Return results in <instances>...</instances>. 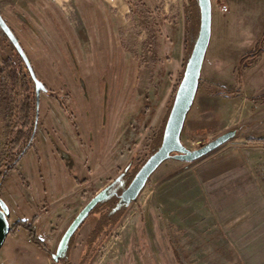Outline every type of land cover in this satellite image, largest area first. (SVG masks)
<instances>
[{"label": "rangeland", "instance_id": "rangeland-1", "mask_svg": "<svg viewBox=\"0 0 264 264\" xmlns=\"http://www.w3.org/2000/svg\"><path fill=\"white\" fill-rule=\"evenodd\" d=\"M113 2L0 0L2 17L47 89L33 145L6 176L0 197L11 226L37 219L48 249L20 228L6 237L0 264H264V0H210V41L181 131L190 150L232 129L235 137L195 161H164L137 198L119 208L111 230L93 238L119 197L87 217L67 259H52L86 203L126 172L112 188L120 195L158 149L191 52L185 24L191 13L198 21L194 2L122 0L123 12ZM7 59L21 87L15 95L0 80V174L11 164L21 105L34 94L0 31V70ZM246 143L251 149L241 151ZM235 150L249 163L250 184L237 189L229 179L219 189L211 184L215 171L200 178L201 166Z\"/></svg>", "mask_w": 264, "mask_h": 264}, {"label": "water", "instance_id": "water-1", "mask_svg": "<svg viewBox=\"0 0 264 264\" xmlns=\"http://www.w3.org/2000/svg\"><path fill=\"white\" fill-rule=\"evenodd\" d=\"M197 4L200 13L198 32L193 41L190 55L185 63L182 78L175 91L172 106L163 129L161 144L140 167L129 185L122 190L118 196L119 202L113 211L118 210L122 206H128L131 202H133L144 188L151 174L164 161L170 158L183 162L195 161L214 151L228 140L235 137L237 133L236 129L226 131L210 142L193 150L187 149L181 142V131L186 115L193 104L198 89L201 69L211 35V2L210 0H197ZM0 30L15 48L34 83L35 120L37 122L40 93L46 92L47 89L44 84L37 79L29 58L24 52L13 31L3 19L1 13ZM123 175V173L120 174L114 182L96 193L75 216L60 238L55 254L52 255V259L55 262L66 256L70 238L89 216L94 207L99 203L105 202L112 195L116 194V191L112 190V188L114 184L123 177ZM9 215L10 211L6 202L0 197V249L10 232L11 225L9 222Z\"/></svg>", "mask_w": 264, "mask_h": 264}, {"label": "trees", "instance_id": "trees-1", "mask_svg": "<svg viewBox=\"0 0 264 264\" xmlns=\"http://www.w3.org/2000/svg\"><path fill=\"white\" fill-rule=\"evenodd\" d=\"M189 1L191 3L194 2L195 5H196L197 20H198L197 23H195L196 24L195 25L193 20H192V18H193L192 13L186 19L185 30H186V34H187V39L185 41V49L189 48V52H190L191 47H192V43H193V41H194V39H195V37L197 35V32H198L200 13H199L197 0H189ZM193 25H195V27H193ZM3 38L5 40H7V38L5 36H3ZM258 50H260V49H258ZM250 55H253V54H250ZM16 57H17V60H18V63H19L18 64L19 67L21 69L25 68V65H24L23 61L21 60V58L19 57V55L17 53H16ZM244 57L245 56L242 57L241 62L244 59ZM17 69L18 68L14 64V62L11 61L10 59H7V60L3 61L2 69L0 70V80H3V81L4 80H8V82H10V84L12 86L13 91L15 92V95H17V92H16L17 90L16 89L21 87V84H20L21 80L19 79V73H18ZM28 74L29 73L27 71V76H29L27 79L31 80L30 79V75H28ZM21 106H22L21 110H20L21 116L18 117V120H17V122L20 124V127L18 128V125L16 123L13 125V129H17V133L15 135V139L12 140V148H11L12 152H11V154L9 156V159H10L9 161H10L11 164H9L8 170L6 172L0 174V189H1L2 184H3L4 180L6 179V176L8 175V173L11 170L15 169V166L20 161L22 156L33 145V142H34V139H35V136H36L37 122L35 120V94L32 95L31 99L28 100V98H27V100H25ZM167 117H166V120H167ZM166 120H165V123H166ZM163 129H164V127H163ZM162 134H163V130L160 131V134L158 135V138H157L158 139L157 140L158 143L156 145V149L161 144ZM152 151H155V149H153ZM87 181H88V178L84 179L83 181H79L77 179L78 185H84ZM109 202H110V200H108V201H106L104 203H100V204L96 205V207L93 209V211L91 213H93L98 208V206H102V204H105V203L108 204ZM112 205L113 206L108 204L109 208L108 209L106 208L105 213H107V214L110 213L109 211L112 210V208L115 206V203L112 204ZM121 212H122V208L120 210L116 211L113 214H108V215L106 214L103 222H99V224H98L99 226L94 230L95 232L93 234V238L99 232H101L103 229L104 230H111V228L115 224L116 220L120 216ZM36 220L37 219L35 218L31 222H27L25 220L16 221L11 226L9 234H15L17 230L22 228L23 230L26 231L30 241L33 244H35L36 246H38L42 250L48 252L47 247L44 245L42 239L38 236V232H37V230L35 228ZM73 237H74V235L70 239L68 250L71 247V243H72ZM64 259H67V258L65 257ZM59 261H63V259H61Z\"/></svg>", "mask_w": 264, "mask_h": 264}, {"label": "crops", "instance_id": "crops-1", "mask_svg": "<svg viewBox=\"0 0 264 264\" xmlns=\"http://www.w3.org/2000/svg\"><path fill=\"white\" fill-rule=\"evenodd\" d=\"M113 4H117L120 7L119 8L120 12L125 11L123 9V6H122V0H114ZM205 56H206V54H205ZM241 59L242 58H240L238 62H241ZM204 61H205V57H204ZM204 61H203V64H204ZM202 67H203V65H202ZM202 71H203V69H201V73H202ZM246 144L247 145H245L243 147V149H241V151H243L245 149H247V150L251 149L252 145L248 144V143H246ZM254 145H256V144H254ZM240 153L241 152L239 150H235V151H232L231 153H228V156L226 155L227 157L224 156L223 158H221L219 160H213V161H209V162L205 163V165L201 166V169H200L201 170V177L200 178H202L204 173H205V175H207V174H210L213 171H215L216 172L215 179H213V182L209 181L208 183L212 182L211 184H215L216 186H219V189L224 187L227 183L233 182L234 180L237 183L236 184L237 189L239 188L240 185L246 186L247 183L250 182L251 178H249V176H251V174H250V171L248 170V166H249L248 164L249 163L247 164V163L242 161L243 157L241 156ZM250 167L254 168V165L252 164V165H250ZM229 172L233 173L234 176L231 177L232 174H228ZM227 180H229L231 182H229ZM225 182H227V183L225 184ZM40 220H41V218H39V221H37V222H40Z\"/></svg>", "mask_w": 264, "mask_h": 264}, {"label": "flooded vegetation", "instance_id": "flooded-vegetation-1", "mask_svg": "<svg viewBox=\"0 0 264 264\" xmlns=\"http://www.w3.org/2000/svg\"><path fill=\"white\" fill-rule=\"evenodd\" d=\"M3 19H4V18H3ZM5 22H6V21H5ZM7 25H8V24H7ZM9 28H10V27H9ZM10 29H11V28H10ZM11 30H12V29H11ZM0 31H1V30H0ZM1 32H2V31H1ZM13 33H14V32H13ZM14 34H15V33H14ZM2 35L5 36L3 33H2ZM15 36H16V35H15ZM5 37H6V36H5ZM16 37H17V36H16ZM6 38H7V37H6ZM17 39H18V38H17ZM7 40H8V39H7ZM18 41H19V40H18ZM10 45L12 46L11 43H10ZM20 45H21V44H20ZM12 47H13V46H12ZM13 50L16 52V50H15L14 47H13ZM16 53H17V52H16ZM46 92H47V91H46ZM125 174H126V172L124 173L123 177L125 176ZM117 182H118V181H117ZM128 185H129V184H128ZM118 196H119V194L116 192V194H115V195H112L108 200H110V199L113 198V197H118ZM108 200H106V201H108ZM106 201H105V202H106ZM99 204H100V203H99ZM97 205H98V204H97ZM95 207H96V206H95ZM95 207H94V208H95ZM118 210H120V209H118ZM118 210L113 211V208H112V210L110 211V214H113V213H115V212L118 211ZM92 211H93V210H92ZM92 211H91V212H92ZM91 212H90V213H91ZM89 215H90V214H89ZM86 219H87V218H86ZM86 219H85V220H86ZM84 222H85V221H84ZM84 222H83V223H84ZM83 223H82V224H83ZM82 224L79 226V228L82 226ZM79 228H78V229H79ZM78 229H77V230H78ZM77 230H76V231H77ZM74 234H75V233H74ZM74 234H73V235H74ZM70 239H71V238H70ZM69 242H70V241H69ZM68 246H69V245H68ZM64 258H65V257H64ZM64 258H63V259H64ZM59 260H61V258L58 259V261H59Z\"/></svg>", "mask_w": 264, "mask_h": 264}]
</instances>
